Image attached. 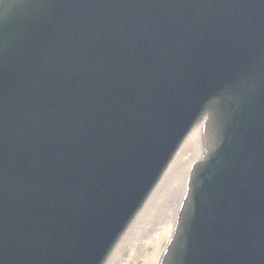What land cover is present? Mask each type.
I'll list each match as a JSON object with an SVG mask.
<instances>
[{
	"label": "water",
	"instance_id": "1",
	"mask_svg": "<svg viewBox=\"0 0 264 264\" xmlns=\"http://www.w3.org/2000/svg\"><path fill=\"white\" fill-rule=\"evenodd\" d=\"M197 133L159 264H264V0L0 1V264H106Z\"/></svg>",
	"mask_w": 264,
	"mask_h": 264
},
{
	"label": "bare ground",
	"instance_id": "2",
	"mask_svg": "<svg viewBox=\"0 0 264 264\" xmlns=\"http://www.w3.org/2000/svg\"><path fill=\"white\" fill-rule=\"evenodd\" d=\"M190 139L191 140L188 141L187 145L185 146V148L182 150V152L178 156V158L175 161V164L172 167V169H170L168 171L167 175L164 178L165 179L164 182H162V184L158 187L157 192L149 201V205L147 207V209H149V207L151 206L152 210H154V207L157 205V203H159L160 204L159 208L161 210V211H159L160 221H163V223L169 222L175 213L174 208H176V206L179 204V202L181 200V187H182V184H183L185 177H186V174H187L188 163L190 162V159L192 158V156L196 155L195 154L196 150L195 151H193V150L195 147L194 143L199 142L198 133L192 135L190 137ZM188 152H191V157L189 156L190 158L187 159L186 157H188V155H187ZM197 154H199V152ZM180 157H181V159L183 157L186 158V159H184V160H186L185 165L183 164V167L185 166V171L183 168H181V172L178 171L179 167H177V165L180 164V160H179ZM173 178H176V179L172 181L171 185H169L168 183ZM182 195H183V193H182ZM162 205H164V206H162ZM161 239L162 238L159 236V238H157V240H152L149 243L151 246L149 247V249H147V251L149 250V251L154 252L156 250V248L158 249V246L162 243ZM142 249L140 251H142ZM151 255H154V254L151 253Z\"/></svg>",
	"mask_w": 264,
	"mask_h": 264
},
{
	"label": "rangeland",
	"instance_id": "3",
	"mask_svg": "<svg viewBox=\"0 0 264 264\" xmlns=\"http://www.w3.org/2000/svg\"><path fill=\"white\" fill-rule=\"evenodd\" d=\"M158 223H159V222H158ZM158 223H156V224H157V227H158ZM156 229H157V228H156ZM167 237H168V236H167ZM165 238H166V235H164V236L162 237L163 240H164ZM166 239H167V238H166ZM165 241H166V240H165ZM165 241H164V242H165ZM164 242L162 243L163 246L161 245V249H160V250L158 249V250H159V254H158V255H160V253H161V251H162V249H163V247H164V244H165ZM131 263H133V261H132Z\"/></svg>",
	"mask_w": 264,
	"mask_h": 264
}]
</instances>
